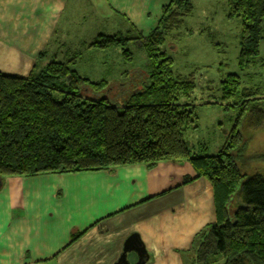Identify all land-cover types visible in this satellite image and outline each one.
Here are the masks:
<instances>
[{
  "label": "trees",
  "instance_id": "1",
  "mask_svg": "<svg viewBox=\"0 0 264 264\" xmlns=\"http://www.w3.org/2000/svg\"><path fill=\"white\" fill-rule=\"evenodd\" d=\"M193 13L191 0H170L149 35L134 29L126 36L100 34L89 43V48L100 50L119 48L129 60L132 44L146 53L149 86L121 107L103 96H87L89 92L99 95L109 83L80 76L73 67L74 56L53 59L28 77L0 73V179L113 173L122 166L189 162L196 177L185 179L184 184L208 181L216 213V221L196 237L192 264H264V173L242 170L247 164L248 135L241 133L247 121L264 128V95L260 89L244 86L238 75L228 74L220 83V102L237 109L238 117L226 145L218 155L207 156L200 154L207 150L205 145L186 141V134L198 128L190 103L196 92L195 76H179L162 46L181 39ZM226 17L241 23L240 72L264 66L260 60L264 0H227ZM213 99L206 104H214ZM252 159L262 161L264 154ZM79 236L74 234L73 241Z\"/></svg>",
  "mask_w": 264,
  "mask_h": 264
},
{
  "label": "crops",
  "instance_id": "2",
  "mask_svg": "<svg viewBox=\"0 0 264 264\" xmlns=\"http://www.w3.org/2000/svg\"><path fill=\"white\" fill-rule=\"evenodd\" d=\"M169 3L0 0V73L28 77L42 70L81 34H95L99 20L116 30L108 36L134 29L147 36ZM74 57L77 62L78 53ZM195 177L189 162H161L113 173L6 178L0 187V264H114L132 233L146 246V264H192L197 235L216 221L211 184H184ZM74 234H80L75 241ZM129 260L134 264L138 257L130 254Z\"/></svg>",
  "mask_w": 264,
  "mask_h": 264
},
{
  "label": "rangeland",
  "instance_id": "3",
  "mask_svg": "<svg viewBox=\"0 0 264 264\" xmlns=\"http://www.w3.org/2000/svg\"><path fill=\"white\" fill-rule=\"evenodd\" d=\"M191 1L194 13L186 20L181 30V39L176 43L167 41L162 46V51L173 59L174 71L179 76L186 77L191 73L195 76L196 92L190 103L195 107L194 117L197 118L198 128L186 134V141L205 145L207 150L201 155L216 156L226 145L238 117L237 109L227 108L220 102V83L228 74H236L244 86L260 89L264 95V66L252 67L244 73L238 69L241 23L238 19H227V0ZM85 23L94 24L88 20ZM95 28V34H81L71 47L62 51L61 58L71 60L78 53V61L73 67L80 76L90 81L105 78L109 83L99 95L89 92L87 96H103L108 103L121 107L128 97L149 86L148 58L138 44L129 47L132 60L124 57L119 48H89V43L99 33L108 36L106 34L116 32L112 24H104L103 20H99ZM260 60L264 63V41L260 49ZM51 62V59L47 60L46 65ZM199 68L203 69L198 70ZM210 98H215V101L208 105L206 103H209ZM241 133L248 135L244 154L247 164L242 170L248 174L264 173V160L252 159L255 154H264V128H257L247 121Z\"/></svg>",
  "mask_w": 264,
  "mask_h": 264
},
{
  "label": "water",
  "instance_id": "4",
  "mask_svg": "<svg viewBox=\"0 0 264 264\" xmlns=\"http://www.w3.org/2000/svg\"><path fill=\"white\" fill-rule=\"evenodd\" d=\"M1 185L2 180L0 179V187ZM130 254H136L138 257L134 264H146L149 260L146 246L138 233H132L126 238L120 257L114 264H132L129 260Z\"/></svg>",
  "mask_w": 264,
  "mask_h": 264
}]
</instances>
